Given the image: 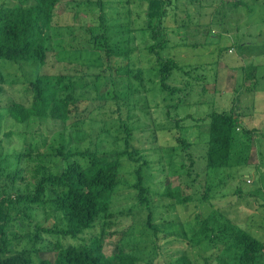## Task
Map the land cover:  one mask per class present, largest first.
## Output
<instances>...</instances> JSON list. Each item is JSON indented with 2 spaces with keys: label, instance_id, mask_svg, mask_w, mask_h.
Listing matches in <instances>:
<instances>
[{
  "label": "rangeland",
  "instance_id": "rangeland-1",
  "mask_svg": "<svg viewBox=\"0 0 264 264\" xmlns=\"http://www.w3.org/2000/svg\"><path fill=\"white\" fill-rule=\"evenodd\" d=\"M17 1L0 0V3ZM111 1L105 5L107 22H130L132 28L125 30L129 44L136 48L133 60L143 66L150 65L156 57L147 47L157 41L152 37V28L145 26L147 0ZM234 1L237 0H173L168 7L162 18V31L161 28L158 31L168 45L161 55L173 57L179 64L166 80L169 87L177 89H162L159 76L145 72L146 84L142 87L146 86L147 91L130 99L133 105L128 106L129 110L124 104L118 110L113 100L98 99L106 95V87L111 90L112 85L104 83L108 77L100 78L96 86L74 83L76 96H81L79 108L87 106L91 113L80 121L81 132L70 133L69 125L64 129L71 136L70 147L94 146L91 141L102 127L107 131L103 132L100 151H110L109 156L115 158L118 150L128 152L136 148L148 161L143 175L151 188L149 220L146 211L136 205V192L130 186L135 180L134 167L127 155L121 157L124 164L121 182L113 195L114 215L106 230L109 235L103 242L106 254L116 252L119 246L140 257L138 264H172L183 253L191 258L192 264H229L236 247L230 245L225 249L224 239L214 232L243 228L264 242V0H238L244 2L238 6L232 4ZM79 9L81 15L75 22L81 24L71 21V13H63L58 25L52 28L51 48L43 67L37 70L34 63L0 60L3 78L0 80V162L7 167L0 174V186H9L8 172L15 174L13 186L6 190L12 196L32 191L36 182L32 168L37 161L27 154L30 141L46 138L48 142L40 143L38 149L48 152L59 126L50 122L47 126L40 122L37 125L29 122L28 126L17 123L8 115L7 106L12 100L29 104L27 83L39 72L50 75L59 70L67 72L61 64L83 68L97 57L96 51L85 50L86 35L70 32L97 18L99 9L94 7L91 19L90 14H84L87 7L79 6ZM56 43H60L58 50L53 47ZM70 44L74 51H70ZM250 64L256 67L253 70L256 79L248 78ZM91 66L93 72L100 69L99 64ZM229 109L239 127L232 151L241 154L240 160L245 159L239 162L233 159V165L226 168H207V115ZM124 123L130 133L127 146L122 139L113 140L114 135H122L120 126ZM242 143L250 144L243 153ZM37 152L33 149L30 154L34 156ZM45 160L62 162L59 156ZM27 213L30 225L25 223L20 232L34 231L36 223L52 226L61 218L60 213L47 207L35 206ZM204 222L208 227L206 234L214 238L212 243L203 237L205 234H199ZM101 228L98 221L76 238L41 232L42 239L35 241L33 248L36 250L32 252L33 264L52 261L56 241L79 243L98 234ZM192 238L204 239L194 244ZM28 244L21 240L16 248ZM258 264H264V254Z\"/></svg>",
  "mask_w": 264,
  "mask_h": 264
},
{
  "label": "trees",
  "instance_id": "trees-1",
  "mask_svg": "<svg viewBox=\"0 0 264 264\" xmlns=\"http://www.w3.org/2000/svg\"><path fill=\"white\" fill-rule=\"evenodd\" d=\"M147 2L145 26L152 28V37L157 42L147 47L156 59L145 66L133 60V52L136 48L129 44L130 38L126 37L125 30L132 28L130 22H107L105 0H65L64 4L62 0H18L15 4L0 3V60L34 63L37 70L47 61L48 50L51 48V31L58 25L63 13L65 15L71 13V21L75 22L81 15L79 6L87 7L84 14L94 12L96 10L94 7L99 9L97 18L70 32H75L74 35H86L88 47H85V50L96 51L97 57L83 68L74 66L72 68L61 64L60 66H63V70L67 72L59 70L54 75L39 72L27 83L30 92L29 104L24 105L12 100L7 106L8 115L17 123L28 126L29 122L32 125L40 122L47 126L50 122L51 125L59 126V129L55 132V136L53 135L48 152L38 149L40 143L43 145L44 142H48L46 138L30 141L28 147L30 151L27 154L37 161L32 168V178L36 180L32 191L10 195V192L6 190L13 186L15 174L12 172L6 174V179L11 180L9 186H0V264H33L32 252H36L33 249L35 241L42 239L41 232L76 238L93 228L98 221L101 222L102 227L98 234L79 243L63 244L61 241H56L54 259L41 260V264H138L141 260L140 257L119 246L116 252L108 255L104 251L103 242L109 235L106 230L111 224L109 220L114 215L113 195L121 182V169L124 165L121 157H125L124 155L128 156L129 164L134 167L135 180L130 186L136 192V205L140 210L146 211L148 220L151 218V188L147 183V177L143 175V169L148 161L136 148L128 152L118 150L115 152V158L109 156L110 151H100L103 132L107 131L102 127L96 134L95 140L91 141L94 142V146L83 149L70 147L71 136H68V133L81 132L80 121H84L91 113V109L87 106L79 108L81 96H76L74 92L75 82L96 86L100 78L108 77L109 80H105L104 83L106 86L111 84V90L106 87V95L98 99H102L103 102L113 100L118 110L122 104L129 110L128 106L133 105L130 99L147 91L145 85V88L142 87L145 83V72H155L159 76L162 89L173 91L178 88L169 87L166 80L174 69L179 68V64L175 58L161 55V51L168 45L165 44L162 36L159 37L162 31V18L167 14V9L173 0H147ZM241 3L244 2L237 0L232 4L238 6ZM91 16L92 14L88 17L91 19ZM159 28L161 31H158ZM98 29L101 32H98ZM59 44L56 43L53 47L58 50ZM70 48V51H74L71 44ZM59 50L63 51L61 48ZM59 61L61 62V59ZM96 64H99L100 69L97 72L91 71V65L96 66ZM255 68L253 64L248 65L250 72L248 78L256 79L253 74ZM0 80H3L1 74ZM255 82L256 80L253 86ZM84 85L83 87H88ZM98 90L97 88V93ZM207 121L208 135L205 151L207 168L215 170L226 168L233 165V159L237 162L244 161L245 158L239 159L240 153L236 154L232 151L238 139L236 129H239L235 114L230 109L212 111L207 115ZM67 126L68 133L64 130ZM120 127H123L122 135H114L113 140L122 139L127 146L129 128L127 123ZM251 129L255 130L254 127ZM7 134L9 135L10 132ZM249 145L245 146L242 143L240 152L247 150ZM33 149L38 150L34 156L30 154ZM54 156L61 157L62 162L50 160L46 162L45 159ZM2 165L3 163L0 162V174L7 168ZM35 206L47 207L53 212L60 213L61 218L58 217L52 226L44 227L36 223L34 231L20 232L25 223L26 226L30 225V216L27 211ZM21 216H24L26 220ZM207 230L208 227L204 222L199 229V234H205L203 237L208 238V241L212 243L214 238L206 234ZM219 231V233L214 232V235L224 239L225 243L222 246L225 249L230 245L236 247L230 255L229 264H258L260 256L264 254L262 240L243 228H233L230 232L221 229ZM203 239L192 238V243H200ZM21 240L29 244L22 249H17L16 245ZM172 264H192V260L183 253Z\"/></svg>",
  "mask_w": 264,
  "mask_h": 264
},
{
  "label": "crops",
  "instance_id": "crops-1",
  "mask_svg": "<svg viewBox=\"0 0 264 264\" xmlns=\"http://www.w3.org/2000/svg\"><path fill=\"white\" fill-rule=\"evenodd\" d=\"M105 2L107 3V2H108V0H105ZM111 2H112V3H115V2H114V0H112Z\"/></svg>",
  "mask_w": 264,
  "mask_h": 264
}]
</instances>
